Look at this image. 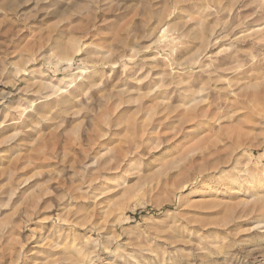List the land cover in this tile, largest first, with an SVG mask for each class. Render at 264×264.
Instances as JSON below:
<instances>
[{"label": "rangeland", "instance_id": "1", "mask_svg": "<svg viewBox=\"0 0 264 264\" xmlns=\"http://www.w3.org/2000/svg\"><path fill=\"white\" fill-rule=\"evenodd\" d=\"M258 197L264 0H0V264H264Z\"/></svg>", "mask_w": 264, "mask_h": 264}, {"label": "bare ground", "instance_id": "2", "mask_svg": "<svg viewBox=\"0 0 264 264\" xmlns=\"http://www.w3.org/2000/svg\"><path fill=\"white\" fill-rule=\"evenodd\" d=\"M71 83H72V81H70ZM193 102H194V99L192 98V99H190L189 100V104H193ZM187 108V107H186ZM187 128V127H186ZM192 128H194V127H192ZM189 130L188 131H191L192 129L191 128H188ZM133 140V139H132ZM143 143H144V139H143V137H138V138H135L134 140H133V143L132 144H130L129 146H127V150L124 152V153H118L116 156H114V157H112V159H117V160H119L120 158H121V156L123 155V154H125V153H132L133 151H136L138 148H140V147H142V146H144L143 145ZM208 144V143H207ZM212 151H214V150H212V148L211 147H208V146H204L203 145V147H202V145H201V147H193V148H190V149H187V150H184V151H182V153L180 154L181 155V157H180V160H182L183 161V159H184V162H183V165L184 166H186V165H193L194 163H196V161L198 160V159H201L200 161H208V160H206V158L205 157H207V155H209V154H211L212 153ZM216 152V151H215ZM95 154H97V155H95L94 157H92V161H91V166H96V168H101L105 163H106V161H107V159L106 158H104L101 154H100V150L99 151H97ZM178 158V157H177ZM123 161H125V159H123ZM181 161V162H182ZM198 163V162H197ZM196 163V164H197ZM207 163L208 162H206V165H207ZM196 164H194V165H196ZM203 164V167H205L204 165H205V162L204 163H202ZM210 165V164H209ZM214 165V166H213ZM212 166H208V167H206V168H203V169H201V171L200 172H202V171H204V170H207V171H209V173L211 174H216L217 175V173L219 174V176L217 177V178H220L219 179V181L222 179L223 180V176H222V174L224 173H222V171H224V169L222 170L221 168H218V166L217 165H215V164H213ZM201 167V166H200ZM198 168V167H197ZM195 169V168H194ZM237 172V171H236ZM238 172H240V174H237V175H240V177L242 178V181H244V183L245 182H247V184H250L251 186H253V188L255 187V186H257L258 185V183L259 182H261L260 180H256V179H254V178H252V177H250V175L247 173V170L246 169H242V170H239ZM237 172V173H238ZM203 175V174H202ZM226 175V174H225ZM229 175V174H228ZM227 175V176H228ZM236 175V176H237ZM230 176V175H229ZM203 177V176H202ZM196 178V176L194 177V178H191L192 180H194ZM234 178V177H233ZM231 179L230 181H231V183H233V182H235V178L234 179ZM240 178V179H241ZM226 180V179H225ZM205 181H207V180H203L202 181V185L203 184H205ZM229 181V182H230ZM229 182L227 183L226 182V184H229ZM237 182V181H236ZM215 183H217V182H215ZM237 183H239V182H237ZM242 184H243V182H241ZM218 184V183H217ZM225 184V185H226ZM201 186H199V188H200ZM240 187V186H239ZM258 187H259V185H258ZM241 188V187H240ZM210 193L212 192V193H214V191L216 190V185L214 184V185H212V186H210ZM223 189H225V188H223ZM239 189V188H238ZM241 190V189H240ZM184 191V190H183ZM208 191V190H207ZM217 192V191H216ZM255 194V193H254ZM211 196V195H210ZM215 196V195H214ZM226 198V197H225ZM250 208H253V209H255L256 211H257V218H256V222H257V225L258 224H261V223H263L264 222V198H262V197H258L256 200H255V203L252 205V207H250ZM101 209V208H100ZM248 209V208H247ZM246 210V209H245ZM245 210H242L241 212H239L237 215H236V218L238 219V218H240V217H242L241 215L243 214V212L245 211ZM244 215V214H243ZM99 223V222H98ZM97 225V229H103V227H102V225H103V223H102V225L101 224H96ZM98 231V230H97ZM103 231V230H102ZM204 237V236H203ZM107 239V238H106ZM108 239H109V237H108ZM110 239H111V236H110ZM107 241V240H106ZM110 242V241H109ZM93 243V242H92ZM92 253V251L91 252H89V250L86 248V244H83V245H80L79 247H78V249H77V254H78V259L77 260H79V263H84L87 259H91V256H89L90 254ZM68 254V253H67ZM70 255V254H69ZM129 256H132L133 257V255L132 254H129ZM73 261V260H72ZM112 262V261H111ZM87 263V262H86Z\"/></svg>", "mask_w": 264, "mask_h": 264}]
</instances>
